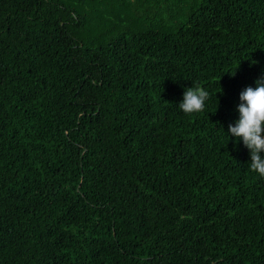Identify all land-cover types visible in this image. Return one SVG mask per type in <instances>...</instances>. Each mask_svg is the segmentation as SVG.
<instances>
[{
	"label": "trees",
	"instance_id": "1",
	"mask_svg": "<svg viewBox=\"0 0 264 264\" xmlns=\"http://www.w3.org/2000/svg\"><path fill=\"white\" fill-rule=\"evenodd\" d=\"M261 77L264 0H0V264H264Z\"/></svg>",
	"mask_w": 264,
	"mask_h": 264
},
{
	"label": "clouds",
	"instance_id": "2",
	"mask_svg": "<svg viewBox=\"0 0 264 264\" xmlns=\"http://www.w3.org/2000/svg\"><path fill=\"white\" fill-rule=\"evenodd\" d=\"M255 83V88L249 86L240 93L239 119L235 126L229 125V132L242 138L250 150V169L264 177V77ZM208 99L209 92L203 86L192 85L184 91L178 106L185 114L198 113L204 110Z\"/></svg>",
	"mask_w": 264,
	"mask_h": 264
}]
</instances>
